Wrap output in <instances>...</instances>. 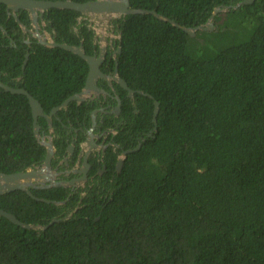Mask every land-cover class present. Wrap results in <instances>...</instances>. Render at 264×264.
Returning a JSON list of instances; mask_svg holds the SVG:
<instances>
[{"label": "trees", "instance_id": "1", "mask_svg": "<svg viewBox=\"0 0 264 264\" xmlns=\"http://www.w3.org/2000/svg\"><path fill=\"white\" fill-rule=\"evenodd\" d=\"M243 1L130 0L190 29L216 8L228 10L214 31L194 36L153 14L113 21L120 75L144 93L139 114L128 111L122 142L141 147L81 202L62 187L31 189L59 205L25 191L0 195V209L23 223L58 219L43 230L0 217V264H264V0L233 8ZM6 8L0 4V82L25 89L48 113L81 92L88 65L33 38L27 45ZM19 19L29 25L26 12ZM46 19L56 43L92 51L95 31L82 13L53 8ZM46 154L28 97L0 87V173L39 167Z\"/></svg>", "mask_w": 264, "mask_h": 264}, {"label": "flooded vegetation", "instance_id": "2", "mask_svg": "<svg viewBox=\"0 0 264 264\" xmlns=\"http://www.w3.org/2000/svg\"><path fill=\"white\" fill-rule=\"evenodd\" d=\"M49 10L51 9H37L36 21L34 15L27 10H20L16 14L19 19V15L23 11L26 12L29 18V25L26 28L38 32L41 38L49 40L53 38L49 30L51 24L46 19ZM6 11L8 18H15L11 10L6 8ZM113 21L108 26L105 36H98L95 32L92 51L89 53L85 51L87 56L98 62L101 75L87 87L90 66L82 58L88 65L87 77L81 92L72 95L80 97L70 101L66 107L62 106L63 103L58 111H55L58 107L48 113L44 111L47 116H51V125L45 117H39L45 120V125L38 119L39 143L46 147V151L48 147L45 142H51L54 148L50 169L52 176L48 181H38L34 187H29L30 190L62 187L70 190L69 197L80 193L81 202L91 189L102 185L104 180L110 179L113 182L124 167L128 155L141 146L139 143L136 147L126 149L125 147L134 143L132 140L122 142L125 138L121 134L131 123L128 111H132L134 115L139 114L137 95L143 92L132 89L120 75L121 34ZM91 27L94 30L92 25ZM24 34L26 35L24 42L30 47L34 43L32 38L42 44L33 34L29 32ZM119 80L125 81L133 92L125 88ZM43 164L44 161L36 168H41Z\"/></svg>", "mask_w": 264, "mask_h": 264}, {"label": "water", "instance_id": "3", "mask_svg": "<svg viewBox=\"0 0 264 264\" xmlns=\"http://www.w3.org/2000/svg\"><path fill=\"white\" fill-rule=\"evenodd\" d=\"M254 0H245L242 3L234 6V9H237L242 4H250ZM0 4L6 5L8 10H11L13 12L14 17L17 19L19 24L22 26L24 32H29L36 36L39 39V42L44 44L46 47H59L62 49H65L67 51H70L74 54H77L81 58L87 61V63L90 66V72L88 76L87 81V87L92 85L97 77L101 75L98 67V62H95L94 58H91L85 54L84 49L82 46H74V45H67V44H58L55 42L53 38H50L49 40H45L41 38L40 34L38 32L31 31L30 29L26 28L21 21L17 18V12L20 10H27L34 16V21H36L37 17V9L40 10H46V9H69V10H75L80 13H82L83 16H85L87 19L92 21H97L99 24L106 22L107 25H110V23L113 20H116L120 17L127 16V15H137V14H153L159 19L170 22L176 27L186 31L190 35L194 36L195 33L198 30H208L211 31L215 29L214 25V19L215 17L228 9L218 7L214 10L212 16L206 23V25L200 26L198 28L190 29V28H183L179 26L178 24L172 22L170 19L165 18L161 15H159L156 11H149L144 9H134L131 8L130 0H93L88 1L85 3H79L74 0H65V1H49V0H0ZM36 24V23H35ZM14 42V41H13ZM29 43V41H28ZM29 55L27 54L26 60L23 66V69H25L26 64L28 62ZM123 84L125 88H127L131 93V91L126 82L123 80H119ZM0 87L4 89L6 92H11L13 94H22L28 97L29 103L32 108L33 112V118H34V133L36 137H39V130L40 126L38 125V119L39 117H45L50 125L52 124L51 116H47L44 113L43 107L41 106L40 102L34 98L28 91L22 88H12L2 82H0ZM142 93V92H140ZM143 94V93H142ZM79 95L72 96L68 100L64 102L62 106L66 107L70 101H73L77 98H79ZM151 99H153L152 96L149 95ZM59 107L55 109V111H58ZM53 111V112H55ZM160 111V104L158 101H154V115H153V122L157 124V116ZM156 130V128H155ZM44 143V142H43ZM45 145L48 147L46 158L44 160V164L41 168H28L26 171L14 173V174H3L0 173V195L8 194L15 191H25L27 192L32 198L43 201L47 203H54L59 205V202L56 201H48L45 199H40L34 196V194L31 192L29 187H34L38 181H48L52 174H51V161L54 156V148L53 144L51 142H45ZM141 146H138L140 148ZM0 217H5L14 224H17L23 228L27 229H47L52 224L56 223L58 219H53L48 225L45 226H39L34 224H26L21 222L17 219V217L5 210L0 209Z\"/></svg>", "mask_w": 264, "mask_h": 264}, {"label": "rangeland", "instance_id": "4", "mask_svg": "<svg viewBox=\"0 0 264 264\" xmlns=\"http://www.w3.org/2000/svg\"><path fill=\"white\" fill-rule=\"evenodd\" d=\"M89 20V19H88ZM90 24L93 26L95 32L97 33L98 36H105L106 35V30H108V26L106 22H103V23H98L97 21H92V20H89ZM215 29L211 30V31H214ZM208 31V30H207ZM210 31V32H211ZM209 226H211L209 224ZM214 227V226H213Z\"/></svg>", "mask_w": 264, "mask_h": 264}]
</instances>
